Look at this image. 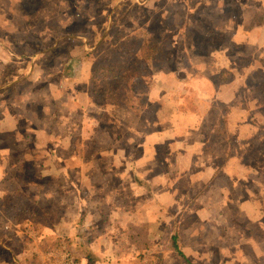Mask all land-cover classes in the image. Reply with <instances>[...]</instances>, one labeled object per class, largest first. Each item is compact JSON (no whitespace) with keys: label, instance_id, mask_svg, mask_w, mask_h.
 <instances>
[{"label":"rangeland","instance_id":"obj_1","mask_svg":"<svg viewBox=\"0 0 264 264\" xmlns=\"http://www.w3.org/2000/svg\"><path fill=\"white\" fill-rule=\"evenodd\" d=\"M165 1L166 8L174 11L170 18L163 17ZM168 1L0 0V264H39V254H31V259L19 255L7 239L11 233H3L16 234L17 230L24 235L39 218L48 221L50 204L39 201V193L49 196L55 183L63 185L66 180H59V173L62 177L71 167L79 178V168L89 163L82 171L92 173L91 182L97 184L93 189L118 173L131 174L129 165H121L116 149L115 115L121 105L129 110L148 108L152 130H167L174 124L185 130L178 134L184 146L171 149L183 152L186 146V156L176 159V169L185 166L187 180L180 186L188 193L172 202L161 192L166 180L151 182L163 205L158 204L155 216L163 215L169 205L173 213L165 221L170 226L159 235L161 244L141 254V263L264 264V179L260 175L244 178L252 170L264 172L262 137L260 131L238 130L245 117L250 127L264 121V105L252 110L249 97L242 94L233 105H218L213 94L231 79L229 66L211 64L204 71L187 62L199 53L211 57L212 63L217 61L211 52L223 43V35L218 34L221 28L210 34L212 20L202 21L199 11L210 13L217 7L226 13L235 11L237 16L244 3L187 0L198 11L190 20L196 29H189V36L176 34L169 40L162 30L171 23L174 28L181 26L184 18L179 17L181 0H172L173 6ZM182 38L199 44L200 51L196 48L189 53L186 46H180ZM179 60L186 65L178 66ZM160 63L165 64L160 70L170 80L168 84H156L158 70L152 67ZM245 110L248 114L240 116ZM132 118H125L129 128H125L124 149L145 156L148 149L140 144L147 133L140 132L139 124L134 132ZM230 118L235 128L232 133L228 131ZM181 119L185 120L179 123ZM170 134V141H175L176 132ZM201 167L206 170L205 179L197 180L193 176ZM214 172L219 180L212 188ZM228 172L235 174L231 178L223 175ZM39 206L46 209V215ZM175 237L185 259L175 250ZM26 240L18 238L16 244L23 250ZM68 253L57 264H77Z\"/></svg>","mask_w":264,"mask_h":264},{"label":"crops","instance_id":"obj_2","mask_svg":"<svg viewBox=\"0 0 264 264\" xmlns=\"http://www.w3.org/2000/svg\"><path fill=\"white\" fill-rule=\"evenodd\" d=\"M186 1L181 0L182 5L180 7L182 9L180 12L182 14H179L180 18H184V23L181 26L174 24L176 28L171 23L162 30V34H165L169 40L171 36L176 34L184 33L189 36L191 35L189 29H196L192 25L194 23L190 20L193 19V16L198 11L191 6L192 3ZM240 2H243L244 6L237 16H235V11L232 14L226 13L224 12L225 10L219 11L217 7L210 13L207 11L204 14L199 11V13L201 12L202 21L210 22L212 20L214 31L210 32V34H217L216 29L221 28V32L218 34L223 35V43L221 44L222 47H214L211 52L213 60H217L215 61L216 63H212L210 61L211 57L202 56L201 53L194 54L195 56L190 57V61L187 60V62L203 70L210 67L211 64L215 66L227 64L234 75L231 74V79L223 82L219 93L213 94V100L218 105L230 106L237 103L240 100L239 95L242 94L243 98L249 97L250 108L253 110L258 106L264 105V0H241ZM229 3L236 6L235 0H229ZM163 5L165 7L163 17L170 18L174 13L173 8L171 7L168 10L166 1L163 2ZM168 6H173L172 0L168 1ZM156 11L152 9L153 13H156ZM177 13L175 12V15ZM236 18H238V21ZM205 25L202 23L201 27L204 29ZM201 27L197 30H202ZM192 33L196 34V32ZM199 34L203 36L202 33ZM180 42V46H186V50L189 53L196 51V48L197 52L200 51L199 44L196 42L184 41L183 38ZM241 60L242 62L247 60V62L241 65ZM151 61L149 60L148 63ZM187 62L179 60L177 65L184 66ZM162 63L153 64L152 67V70L155 69L154 72L158 70L157 73L160 74H155L157 85L170 83V80L162 75L163 71L160 69L165 68L166 62L165 64ZM212 71L214 72V69ZM215 74H217V71ZM201 78L204 82H209L203 75ZM250 83L256 84L254 88H257L258 84L261 87L253 91L254 88L250 89L245 85ZM241 88L243 89L241 90ZM202 96L203 98L205 97L204 94ZM147 100L151 101V97L147 98ZM147 110L148 108L138 110L132 108L129 110L125 109L124 105H121L115 115L117 118L115 122L117 130L116 142L119 145L116 149L119 150L122 157L121 165L124 166L126 164V167L129 165L132 169L131 174L126 177L124 173H118L111 178L113 180L109 183H104L101 187L93 189L95 188L93 185L97 184L91 182L92 173L82 171L88 168L89 163L85 162L83 169L79 168V178L69 170L72 168L68 167L62 173V177L59 173V180H66L63 185L59 181L55 183L49 196L43 192L39 193V201L43 200L46 201L47 205L50 204L48 221H43L42 218H39V223L32 226L27 225V233L24 235L20 231L17 232V230H14L16 234L14 232L3 233L4 235L11 233L7 235V239L11 242L10 246H14V252H21L19 255H24L26 259H31V254L37 253L39 254V264H57V261L64 255L65 251L69 252L68 255L75 262L77 261V264H143V262L141 263V254L150 253L152 249H156L157 244H161L158 241L160 239L159 235L164 234L170 226L165 221L173 213V208L169 205L167 209L166 207L164 208L163 215L159 214V216H164V219L155 216V209L159 207L158 204H161L157 201L158 190L155 189L157 186L151 187V182L166 180L167 182L162 184L161 192L162 195L171 197L172 202H175L176 196L181 198L182 195L186 196L188 193V190L180 186L181 181L187 180V170L184 165H180L179 169H176V164H178L176 159L180 158L181 160L182 155L186 156V146L183 152L181 150L173 152L171 149L175 146L181 149L184 146L185 140L183 137L179 138L178 134L181 135L185 130L183 131L181 124L179 125L178 123L176 126L174 124L172 127L167 128V130L158 129L155 131V128L152 130L150 127H152L153 121L147 115ZM203 111L207 112L206 109H203ZM240 114V116H246L248 113L245 110ZM126 116L133 117L130 119L131 122H136L131 127L134 132L137 124L142 129L146 126L145 131L140 130V132L147 133L141 137L143 144H140L141 147L146 146L145 149H148L145 156L140 155L137 157L135 152L130 154L127 149H124L125 145L123 143L126 142L125 133L128 132V129L125 128H129V121L125 119ZM183 118L186 117L184 116ZM184 120L181 119L179 123ZM229 121L228 131L232 133L235 128L231 123V118ZM263 122L261 120L258 125L255 124L256 126L250 124V127L245 117L243 123L241 121L243 128L238 129L244 132L250 130L260 131L262 150H264ZM171 131L176 132L174 135L176 137L175 141H170L172 137ZM53 157H56V155H53ZM260 159V162L264 164L263 155ZM163 161L167 163L165 164ZM74 170L72 169V171ZM205 172V168L201 167L200 171L194 173L193 177L197 180H203L205 179ZM225 174L231 178L235 172H228L223 175ZM52 175L56 176L54 173H51ZM259 175L264 179L262 170L256 172L252 170L250 174L247 172L244 178L246 180L255 179ZM118 176H120V180ZM217 176L216 172H214L210 179L215 180ZM218 180L211 184L212 188L216 186ZM128 184L132 185V189ZM45 197L49 198L45 199ZM161 200L163 201V199ZM39 208L46 215V209L40 206ZM10 227L5 226L7 229H10ZM157 228L160 230L158 233L156 232ZM156 233L158 234L157 236ZM24 237L27 240L22 250V246L16 244V242H18V238ZM15 245H17L16 248ZM35 245L36 247L33 250ZM7 254L8 256L11 255L10 253Z\"/></svg>","mask_w":264,"mask_h":264},{"label":"trees","instance_id":"obj_3","mask_svg":"<svg viewBox=\"0 0 264 264\" xmlns=\"http://www.w3.org/2000/svg\"><path fill=\"white\" fill-rule=\"evenodd\" d=\"M126 74H129V71H126ZM124 78V77H123ZM174 244H175V250L178 252V254L183 258L185 259L186 258V255L185 253L182 251V249L179 247L178 245V241H177V238L175 237V240H174Z\"/></svg>","mask_w":264,"mask_h":264},{"label":"built area","instance_id":"obj_4","mask_svg":"<svg viewBox=\"0 0 264 264\" xmlns=\"http://www.w3.org/2000/svg\"><path fill=\"white\" fill-rule=\"evenodd\" d=\"M71 264H74V263H71Z\"/></svg>","mask_w":264,"mask_h":264}]
</instances>
